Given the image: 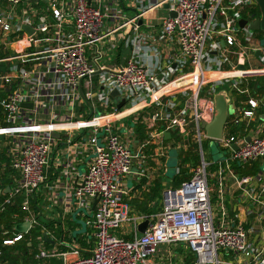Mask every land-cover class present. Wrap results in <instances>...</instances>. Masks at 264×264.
Instances as JSON below:
<instances>
[{
	"label": "built area",
	"instance_id": "obj_1",
	"mask_svg": "<svg viewBox=\"0 0 264 264\" xmlns=\"http://www.w3.org/2000/svg\"><path fill=\"white\" fill-rule=\"evenodd\" d=\"M257 7L255 0H0V146L10 159H0V173L13 177L9 193L0 191V216L16 209L15 222L30 224L11 236L2 231L0 264H8L4 248L19 243L37 264L51 258L62 264H264V128L248 130L245 121L259 104L234 94L250 95L249 80L264 76V45L249 27ZM161 10L160 24L146 23V15ZM145 25L147 34L140 31ZM121 44L132 48L126 63L102 65ZM253 62L260 66L250 68ZM217 88H226L236 112L222 138L213 140L225 159L209 162L203 143L212 139L202 125L213 121ZM113 91L125 101L122 108ZM240 124L244 130L232 133ZM190 140L199 160L184 167L189 179L163 191L159 212L131 214L128 178L146 176L150 161L167 163L172 147L187 151ZM59 142L67 147L59 187L73 210L89 212L98 201L89 256L75 247L58 252L42 246L43 236L54 233H43L35 199ZM83 150L94 155L80 173L73 156ZM176 171L182 176L181 158ZM231 184L244 220L226 204Z\"/></svg>",
	"mask_w": 264,
	"mask_h": 264
},
{
	"label": "crops",
	"instance_id": "obj_2",
	"mask_svg": "<svg viewBox=\"0 0 264 264\" xmlns=\"http://www.w3.org/2000/svg\"><path fill=\"white\" fill-rule=\"evenodd\" d=\"M128 10L132 11L131 8H125V12ZM162 11V10H161ZM124 12V14H125ZM152 14V13H150ZM150 14L146 15L144 19H146ZM164 15V14H163ZM126 16V14H125ZM133 16V15H132ZM132 16H129L127 18H130ZM151 26H157V23L154 22H148ZM154 23V24H153ZM147 27V26H146ZM150 28V27H149ZM153 29V28H152ZM141 33L147 34L151 31L145 30L144 27L141 28ZM157 33V31H155ZM132 53V48H125L123 44L114 52L110 53L108 52L106 56L104 57L103 61L101 62L102 65H105V67L110 69H116L119 65H123L126 63V61L129 59ZM264 77V76H263ZM257 77L253 78L256 79ZM252 79V78H251ZM94 81L97 83V77H95ZM262 91L260 93L255 94V98L253 99L257 100L258 107L255 109L256 116L251 119H247L245 123L249 122V128L250 132L256 131V129H262L264 128V83H262ZM225 89L226 88H222ZM227 91V90H226ZM248 109V108H247ZM258 110H262L261 114H258ZM259 127V128H258ZM166 137V136H165ZM75 141L79 138L77 134H74ZM170 139L166 138V141H169ZM0 144L5 145L4 140L0 139ZM66 145L64 142H59L54 149L53 153V159L51 163V167L48 173V179L46 181V184L44 187H42L41 193L37 195V198L35 199V205H36V211H37V217L40 218L43 226V233H46V231H52L54 233V237H51L48 239L50 242L45 241L43 236V243L42 246L50 249L55 250L58 252H66L69 251L71 248H78L81 252L82 256H89L92 253V250L94 248L95 239L93 237V230H92V205L89 212H82L80 211L79 216L85 217L88 225V233L81 235V236H75L74 233H72L68 228V218L69 214L74 211L73 205L70 203L68 199V192L64 189L60 188V181H64L62 179L61 171L63 169V157L62 153L66 150ZM180 152H186L184 148H181L179 150ZM93 153L91 150H83L82 152H78L73 158H75L76 165L78 169L80 170V173H84L87 166L89 165ZM0 159L4 160L5 162L9 163L10 159L6 157V149L0 146ZM168 161V160H167ZM166 161V162H167ZM167 163L163 161H150L148 162V171L146 176H138V175H131L128 180L127 184L129 188H132L133 191L129 196L126 197V204L128 205L130 209V213L133 215H141L142 213H139L133 208V201H144L146 198V194L152 195L153 194V188L156 187V184L160 182L163 186L161 195L159 198H156L155 201L149 202L148 206L150 208H157L158 212L162 210L164 206L163 198L164 193L163 191L170 187L166 182V173H167ZM84 170L82 171V169ZM136 169V168H135ZM81 175V174H80ZM81 179H75L74 184L76 185L77 181H80ZM8 181L11 182L8 184ZM4 182L5 185L3 187H0V191L3 192L4 197L9 193L11 186L13 185V177L10 173V171L5 173H0V183ZM132 182L131 185L129 183ZM170 184V183H169ZM9 189V191H8ZM237 191V185L231 184V188L229 190V193L225 196L226 204L229 206L231 211L236 210L242 220L246 219L244 205H236L234 203V198L236 197ZM1 194V193H0ZM1 195V196H3ZM216 195V193H214ZM213 202L217 203L219 202V199L215 196L213 199ZM10 216H7V214L0 216V236L1 238H4V236L1 234L2 231L7 230L10 232V236L13 235V233L20 232L18 231L17 227L19 225L25 224L22 219H18L16 222L13 218L14 213L16 212V209ZM152 214H155L151 212ZM149 215V214H145ZM151 215V214H150ZM10 218L12 221V228H8L6 221ZM7 237V236H5ZM22 244L19 243L12 247H7L10 252L13 255H21L17 263L13 264H37V262L34 260L33 255L31 251H29L28 247H25V250H21L18 248V246ZM8 264H12L11 261L5 260ZM44 264H62L61 259L59 258H51L44 261Z\"/></svg>",
	"mask_w": 264,
	"mask_h": 264
},
{
	"label": "trees",
	"instance_id": "obj_3",
	"mask_svg": "<svg viewBox=\"0 0 264 264\" xmlns=\"http://www.w3.org/2000/svg\"><path fill=\"white\" fill-rule=\"evenodd\" d=\"M253 15L255 16V18H259L260 11H259L258 7L255 11H253ZM2 56H3V54H0V57H2ZM262 83H264V77H257L256 79H253V78L250 79L248 84H247V86L249 87L250 95L234 93L236 95V100L237 101H247L251 97H254L255 94L260 93L262 91V89H263ZM244 87H245V85L243 86V88ZM221 89L222 88H219V89L217 88L218 91ZM246 108H250V105L246 106ZM261 112H262V110H258L259 115L261 114ZM244 127H245L244 124H240L239 126L234 127V129L232 130V133H237V131H239V130H244ZM137 131L139 133V137L141 139H144L145 134H144L142 125L137 126ZM174 137H175V134H173V138ZM176 139H178V137H176ZM178 140H180V139H178ZM188 143L190 144V150L186 151V152H181V154H180L181 165L183 167L182 176L176 175L170 182L173 189H178L182 185L183 182H185L186 180L189 179L190 174H189L188 170L184 168L186 166V164L192 163L193 165H196V163L199 160L198 153L197 154L195 153L196 149H197V144L195 142H193L192 140L188 141ZM253 170H256V166L253 167ZM10 183L11 182L8 181V184H10ZM3 185H5L4 182L0 183V187H3ZM162 189H163L162 184L160 182H158L156 184V187L153 188V194L152 195L146 194V198L144 201H133V208L142 214H152L151 212L157 213L158 209L157 208H150L148 206V203L155 201L156 198H159L161 195ZM3 198L4 197L1 196V194H0V201H2ZM14 211L15 210L10 208L6 213L7 216H10L12 214V212H14ZM6 224H7L8 228H12V221L10 220L9 217L6 221ZM34 233L36 235L38 233L37 230ZM0 239H2L1 236H0ZM25 247H26V244H24V243H22L18 246V248L21 250H25ZM10 251L11 250H9L8 248H4L5 260L11 261L12 264L17 263L21 255H19V254L13 255Z\"/></svg>",
	"mask_w": 264,
	"mask_h": 264
},
{
	"label": "water",
	"instance_id": "obj_4",
	"mask_svg": "<svg viewBox=\"0 0 264 264\" xmlns=\"http://www.w3.org/2000/svg\"><path fill=\"white\" fill-rule=\"evenodd\" d=\"M255 2L259 8L260 16L255 21H253L249 27L251 30L256 31V32H261L264 35V0H255ZM165 8H168V5H165ZM171 16L175 17L176 13L172 12ZM143 24H144V21L141 19L139 21V25H143ZM239 24L241 27H245L248 24V20L242 19L240 20ZM24 29L28 31L29 33H32V30L30 28L25 27ZM239 68L244 69V66H239ZM110 96L114 100L118 108H122L124 106L125 101L119 99V93L117 91H113L110 94ZM214 102H215V115H214L213 121L211 123L202 125V127L204 128L206 132L207 137L212 139V141L215 139L222 138L225 125L228 122V119L230 116V106L232 105L231 98L225 89H221L217 91V93L214 95ZM25 106L30 107L31 104H26ZM53 136L57 139L60 137L59 134H54ZM165 136L167 139H170L171 133L167 132ZM249 140L250 139H248V141ZM97 202L98 201L96 200V202L94 203L92 207V211H94ZM149 224H150L149 219L141 223L139 226L140 233H145ZM29 227H30V224L25 223V224L19 225L17 229L20 232H26L29 229ZM44 239L45 241L50 242L47 235H44Z\"/></svg>",
	"mask_w": 264,
	"mask_h": 264
},
{
	"label": "rangeland",
	"instance_id": "obj_5",
	"mask_svg": "<svg viewBox=\"0 0 264 264\" xmlns=\"http://www.w3.org/2000/svg\"><path fill=\"white\" fill-rule=\"evenodd\" d=\"M134 13L135 12L130 11V10L125 12L127 17L132 16ZM163 14H164L163 11L153 12L152 14H150L146 18V23L154 22V23L160 24L162 21ZM144 29L150 30L151 28L146 27V25H145ZM259 36H260L261 43L264 45L263 34L259 32ZM123 46L125 47L124 44H123ZM259 66L260 65L253 62L251 64V66H249V67L250 68H258ZM235 112H236V110H235L234 106L231 105L230 106V114L234 115ZM203 147H204V150L206 153V159L209 162H211V161L218 162V161L224 160L226 157V151L221 149L216 141L204 140ZM189 150H190V147L187 149V151H189ZM195 153L197 154V152H195ZM180 154H181V152L176 147H172L169 150V156H168V161H167V165H166L167 173H166L165 178H166L167 184L170 187H172V185L169 183L176 176V173H177L176 170L179 167ZM262 169H264V166H262ZM83 170H84V168L82 169V171ZM131 184H132V182L129 183V185H131ZM81 211L85 212L84 210H81ZM79 213H80V210H78V209L74 210L69 214V218H68L69 220H68L67 228L72 233H74L75 236H81V235L88 233V225H87L88 220L83 216H79Z\"/></svg>",
	"mask_w": 264,
	"mask_h": 264
},
{
	"label": "bare ground",
	"instance_id": "obj_6",
	"mask_svg": "<svg viewBox=\"0 0 264 264\" xmlns=\"http://www.w3.org/2000/svg\"><path fill=\"white\" fill-rule=\"evenodd\" d=\"M253 73H257V72H254V70L249 72V74H253ZM262 73H264V71Z\"/></svg>",
	"mask_w": 264,
	"mask_h": 264
}]
</instances>
